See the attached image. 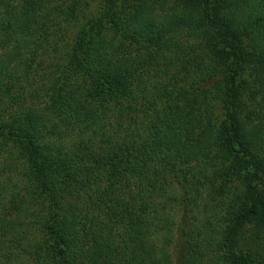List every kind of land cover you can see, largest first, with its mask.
Instances as JSON below:
<instances>
[{"label": "trees", "instance_id": "obj_1", "mask_svg": "<svg viewBox=\"0 0 264 264\" xmlns=\"http://www.w3.org/2000/svg\"><path fill=\"white\" fill-rule=\"evenodd\" d=\"M47 1L0 0V264H264V0H98L25 106Z\"/></svg>", "mask_w": 264, "mask_h": 264}, {"label": "rangeland", "instance_id": "obj_2", "mask_svg": "<svg viewBox=\"0 0 264 264\" xmlns=\"http://www.w3.org/2000/svg\"><path fill=\"white\" fill-rule=\"evenodd\" d=\"M71 0H48L46 2L45 11L47 13H51L52 15H56L57 10H63L66 6H69ZM90 5L85 7L84 10L77 13L76 18H72L71 21H67L65 30L62 36H52L51 41L44 44V46L38 48L37 50V57L34 62L33 67L31 68V72L28 73V77H22L21 81L19 82L18 86L24 85L25 89H23L21 92L24 93V96H26L25 106H33L37 103L43 104L46 99L48 100L47 93L50 90L51 86V76H56L59 72V68L57 67V64H61L64 60L63 52L66 47L64 45L65 40H68L70 37L75 34L77 28L83 23L89 16V11H95L98 8V0H88ZM2 11L4 9H1ZM33 36V34H31ZM69 37V38H68ZM29 38V36H28ZM62 39V42L60 41ZM30 42H27L24 47L23 53L18 58H21L23 60H27V58H31L30 55L26 52L27 46L30 45L31 48H34L35 45H38V42H33V37L29 38ZM59 42L58 45L55 43ZM31 43L34 45H31ZM57 46V49L56 47ZM136 47V46H135ZM143 48V47H142ZM128 50H133L134 52L138 51L134 49V46L131 45L128 47ZM173 70L170 68L168 72H165L164 75L167 77V75L178 77L180 76L179 73L176 72L172 73ZM17 86V87H18ZM16 88V87H15ZM8 101V100H6ZM17 107V106H16ZM1 147V146H0ZM10 148H8L9 150ZM1 152V151H0ZM5 157L3 155H0V182L2 179H5L4 176L7 174L12 175V170L9 167L7 168V165L5 163ZM3 176V178H2ZM19 185V183L17 182ZM6 203V202H4ZM2 206L0 205V208ZM183 212L182 210L180 213ZM178 219L181 218V215L176 216ZM175 261H179L177 252L175 250Z\"/></svg>", "mask_w": 264, "mask_h": 264}]
</instances>
